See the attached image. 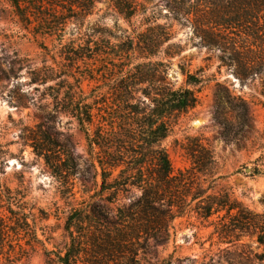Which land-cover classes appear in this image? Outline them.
<instances>
[{"label":"trees","instance_id":"obj_1","mask_svg":"<svg viewBox=\"0 0 264 264\" xmlns=\"http://www.w3.org/2000/svg\"><path fill=\"white\" fill-rule=\"evenodd\" d=\"M97 1L9 0L22 23L38 21L40 32L60 38L59 31L64 32L73 20L81 25ZM112 1L129 20L151 0ZM164 1L177 19L190 17L191 10L195 13L204 46L218 51L220 65H226L243 82L258 76L256 67L264 70V0H196L194 10L187 9L189 0ZM84 35L87 38H79V43L72 39L64 45V59L71 69L86 65L87 72L81 77L95 85L86 93L80 78L76 84L67 79L68 90L62 98L59 83L47 87L57 90L52 93L55 111L75 118L84 133L98 186L91 193L90 179L83 181L88 197L67 219L71 241L58 255L60 263L140 264L139 252L147 248L148 241L165 243L174 220L189 212L205 220L217 216L216 232L225 238L251 230L264 244V215L254 214L229 191L216 190L222 175L216 176L217 161L207 144L190 138L185 146L190 165L175 170L172 164L164 141L173 129V120L199 103L206 79L200 72L181 67L185 82L175 87L168 79L169 64L151 60L171 39L167 28L148 25L135 35L123 29L120 33L94 29ZM169 49L164 51L169 57L178 53ZM46 70L53 73L44 67L41 75L33 72L31 81L46 85L54 80ZM67 76L75 78L72 73ZM261 94L264 96V81ZM247 114L244 106L243 115ZM28 140L53 172L61 175L60 163L71 162L68 168L73 175L76 164L70 147L55 140L43 122L32 129ZM106 191L108 195H104ZM107 203L115 205L113 219L103 211L105 207L110 210ZM23 237L29 246L39 240L29 214L17 206L13 191L0 182V255L10 257Z\"/></svg>","mask_w":264,"mask_h":264},{"label":"rangeland","instance_id":"obj_2","mask_svg":"<svg viewBox=\"0 0 264 264\" xmlns=\"http://www.w3.org/2000/svg\"><path fill=\"white\" fill-rule=\"evenodd\" d=\"M186 7L194 10L196 0H189ZM190 12V17L177 19L164 0H151L127 20L112 0H99L81 25L73 20L64 32L59 31L61 39L40 32L38 21L22 23L9 0H0V182L13 191L17 206L29 214L39 239L29 246L23 237L10 257L0 255V264H61L58 255L71 241L67 219L88 197L84 179H90L91 193L98 187L84 133L75 118L55 111L52 93L57 90L47 89L59 83L56 86L62 98L68 90L65 81L76 84L80 78L81 87L89 93L95 82L81 77L87 72L86 65L69 68L63 50L70 40L79 43V38H87L84 33L94 29L113 33L123 29L135 35L148 25L167 28L171 39L151 60L169 64L168 79L175 87L185 82L181 67L200 72L206 79L199 103L173 120V129L164 141L175 170L190 165L185 146L190 138H200L214 153L216 176L222 175L216 190L229 191L254 214L264 215V70L256 67L258 76L243 82L226 65H220L219 52L204 46L195 13ZM169 47L168 51L178 53L169 57L164 52ZM44 67L53 69V73L45 72L54 80L46 85L33 83V72L41 75ZM69 73L75 78H67ZM244 106L247 116L243 115ZM40 122L55 140L70 147L76 164L73 175L68 168L71 162L69 166L62 161L64 170L56 174L30 144L28 136ZM107 205L110 210L105 207L103 211L113 219L115 205ZM215 220L217 216L205 220L195 212L177 217L170 238L165 243L149 240L147 248L139 252V263L264 264V244L257 241L256 234L236 231L232 238H225L216 232Z\"/></svg>","mask_w":264,"mask_h":264}]
</instances>
